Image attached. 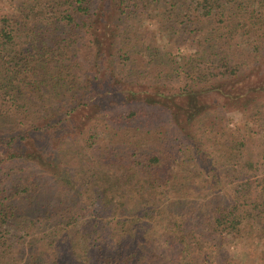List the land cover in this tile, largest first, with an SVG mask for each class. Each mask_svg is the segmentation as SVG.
I'll return each mask as SVG.
<instances>
[{"label": "trees", "instance_id": "1", "mask_svg": "<svg viewBox=\"0 0 264 264\" xmlns=\"http://www.w3.org/2000/svg\"><path fill=\"white\" fill-rule=\"evenodd\" d=\"M11 4L0 264H243L226 243L264 235V0Z\"/></svg>", "mask_w": 264, "mask_h": 264}, {"label": "rangeland", "instance_id": "2", "mask_svg": "<svg viewBox=\"0 0 264 264\" xmlns=\"http://www.w3.org/2000/svg\"><path fill=\"white\" fill-rule=\"evenodd\" d=\"M12 1L14 3L17 0ZM12 1L1 0L0 8L8 9L10 5H12ZM242 122V113L234 114L231 118H229L227 130H231L235 133L238 125ZM258 129L259 127L257 124H251L248 128V133L251 138L249 146L255 155L258 150L262 149V143L260 145L258 144V138H260V134H257ZM256 174L257 176H260L261 171H257ZM249 240L228 241L226 243V247L232 255H236V263L242 261L243 264H264V235L259 236L258 234L254 239Z\"/></svg>", "mask_w": 264, "mask_h": 264}]
</instances>
